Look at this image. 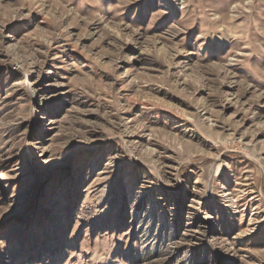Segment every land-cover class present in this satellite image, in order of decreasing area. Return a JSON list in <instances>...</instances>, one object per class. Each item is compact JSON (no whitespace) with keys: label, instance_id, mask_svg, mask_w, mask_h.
Wrapping results in <instances>:
<instances>
[{"label":"rangeland","instance_id":"374dc122","mask_svg":"<svg viewBox=\"0 0 264 264\" xmlns=\"http://www.w3.org/2000/svg\"><path fill=\"white\" fill-rule=\"evenodd\" d=\"M262 34L264 0H0V264H264Z\"/></svg>","mask_w":264,"mask_h":264},{"label":"bare ground","instance_id":"6f19581e","mask_svg":"<svg viewBox=\"0 0 264 264\" xmlns=\"http://www.w3.org/2000/svg\"><path fill=\"white\" fill-rule=\"evenodd\" d=\"M231 19H233V18H230L229 16H227L225 14L219 17V21H222V22H231ZM259 38L264 39L263 34Z\"/></svg>","mask_w":264,"mask_h":264}]
</instances>
